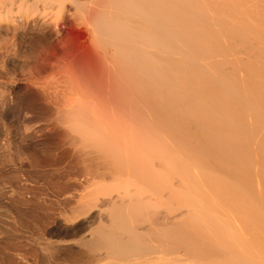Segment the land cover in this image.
<instances>
[{"label":"bare ground","instance_id":"bare-ground-1","mask_svg":"<svg viewBox=\"0 0 264 264\" xmlns=\"http://www.w3.org/2000/svg\"><path fill=\"white\" fill-rule=\"evenodd\" d=\"M239 1L0 0V30L36 33L26 97L0 101V153L23 155L0 177L48 179L0 189V216L40 217L33 261L57 264L61 224L98 220L70 264H264V54L230 58L264 19Z\"/></svg>","mask_w":264,"mask_h":264},{"label":"rangeland","instance_id":"rangeland-1","mask_svg":"<svg viewBox=\"0 0 264 264\" xmlns=\"http://www.w3.org/2000/svg\"><path fill=\"white\" fill-rule=\"evenodd\" d=\"M224 1L225 0H223V2ZM245 1L248 4L247 9H249V7L254 6L255 8H251V9H253V10L256 9L255 11H257V12L259 11L257 14V18H259L258 20H260L262 18L264 19V13L263 14L261 13V12H264V1L263 0H259V1L258 0H251L253 2V4H255V2L257 1L255 5H252V2L248 3L249 1H247V0H245ZM260 1L262 2V4ZM226 2H228V1H226ZM226 2L222 3V4H226ZM240 3H241V5H244L246 8V5L244 2H243V4H242V2H240ZM258 3H259V7H258ZM228 4H229V2L226 5L228 6ZM226 5H225V7L223 5V9L230 8V6L226 7ZM236 5L238 7L239 3L237 2ZM241 5H240V8L243 9L244 7L242 8ZM256 7L258 8V10ZM260 7L263 8V10ZM245 8L243 10H245ZM251 9H249V10H251ZM259 9L261 10V12ZM253 10H251V11H253ZM227 11L228 10H224L223 12L226 13ZM257 12L253 11V13L255 15ZM259 15L262 18H260ZM250 16H252L253 19H255L254 17H256V16H253L251 14H250ZM256 19L254 20L255 22H257ZM236 20H237V17H236ZM250 21H251V19H250ZM35 34L36 33H23L22 31H19L15 34H11L10 32L7 33L3 30H0V58H2V61H0V101H2V102H3V100L8 101V103L11 106L14 105L16 108L19 107L18 104H20L19 102L21 101V99L26 97L25 91H26V88L28 86L27 81L33 77L32 73L29 71L28 67H25L23 65V59L20 58L19 54L20 53L24 54V53L30 52V50H31L30 40H32L34 38ZM261 37H263V39ZM260 40H261V42H259ZM227 43H229V42H227ZM248 44H250V46L255 45L254 46L255 49L253 48V46H251V48L253 50L250 51L251 48L248 45L247 46L248 51L246 49H245L246 52L243 50L238 51L239 53H243V55L240 54L239 55L240 59L238 58L237 61L235 59L236 55H234L235 52H234V54L232 53V57L234 55L235 58H232L229 56L231 59H234V62L231 60V62L234 63V65L231 64L232 67L236 66L235 63H237L238 60H241L243 63L246 62V60H248V59H246V57L244 55H247L246 54L247 52L251 53L252 51H254L251 53L253 56L256 53H263L264 54V52H263V50H264V35H262V36L259 35V37L257 39L250 40ZM228 45H229V48L231 45V46H233V47H231L232 49L233 48H236V50L239 49V47L237 48L236 42L234 43V41L232 42V44H228ZM258 48H261V49L258 50ZM10 49H13V50H10ZM4 51H6V53ZM255 51H257V52L255 53ZM14 52H17L18 54H14ZM238 52H237V54H238ZM237 57H238V55H237ZM243 57H245V59ZM230 58H229V60H230ZM239 64H240V62H239ZM231 66H228V68H227V66H224V67H226L225 68L226 72L224 70V73L230 72L231 69H233ZM240 66H242V64ZM229 67H231V68L229 69ZM242 72H243V70L241 71V73ZM239 73H237L238 78L239 77L242 78L245 75L244 72L242 74L240 73L241 75ZM243 78L241 80H243ZM48 119H49V112H48V110L45 109L41 115L36 116V118L32 119V121H36V123H40V122H45ZM29 123H30V125H33L32 123H34V122H28V124H26V125H29ZM0 125H1L0 126V143L4 144L5 143L4 138H5V136H10L9 135L10 132L8 130H6V132H5V129L1 128L2 127L1 123H0ZM13 131L16 133V131H18V130H16V128H13ZM23 132L21 134H19V136L15 137L13 139L17 140L19 137H22L23 134H26V132H24V133ZM4 134H6V135H4ZM257 137L259 138V136L257 135L255 139L259 140ZM255 141H254V143H255ZM12 146L11 145L9 146L10 151L3 149V151L0 153V156L2 154V156L8 157L9 153H11V155L18 153L21 156H23L21 154L22 152H20V151H19L20 153L18 152V150H21V149H19V148L17 149V147H15L14 145H12ZM20 155H19V157H21ZM1 177H3V178H1ZM1 177H0V180L1 179L6 180L5 179L6 176L5 177L1 176ZM17 177L11 178V179L6 180V181H4V180L0 181V189L3 188L6 191L11 190L12 193H14V194L21 193L23 197H29L30 194L36 193L38 191V189H36V187L38 185H44L46 183L45 180H48V179H45L44 181H40L39 184L37 185L35 183V181H36L35 178H32V177L26 178L27 175L23 177V176H20L19 174L17 175ZM7 193L9 194V192H7ZM3 209L10 210L11 208L9 206H5ZM33 214L34 213L31 212V210H26L24 213H20V212H16V211L12 210V213L10 215L8 214V215H6V217L0 216V264H39L38 261L35 262L33 260L36 256L40 255V252L37 249L38 248V242H39L37 239L39 237L40 232L37 228H35L36 225L38 227L40 225V217L36 218V216H34ZM49 222H51V221H48L45 225L49 226L48 228H51V226L49 225ZM74 223L73 224H71L69 222L63 223L55 231L56 239H57V241H59L60 245L62 246L61 250L58 253L57 264H70L69 261H71L72 257H78V249L76 247H72L71 249H66L65 246L74 245V244L79 243L81 241V239L83 238V236H85L87 233L96 231L101 226V223L98 220H92V222L89 223L88 225L83 226L80 229H78V228L74 229L73 228V230H72V229H70V227H71L70 224L76 225Z\"/></svg>","mask_w":264,"mask_h":264}]
</instances>
